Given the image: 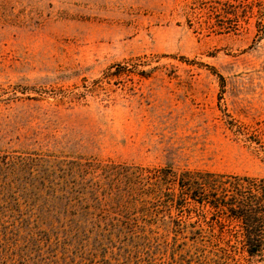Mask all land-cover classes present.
I'll return each mask as SVG.
<instances>
[{
  "label": "rangeland",
  "instance_id": "1",
  "mask_svg": "<svg viewBox=\"0 0 264 264\" xmlns=\"http://www.w3.org/2000/svg\"><path fill=\"white\" fill-rule=\"evenodd\" d=\"M167 163L264 176V0H0V264L168 262L100 179Z\"/></svg>",
  "mask_w": 264,
  "mask_h": 264
},
{
  "label": "trees",
  "instance_id": "2",
  "mask_svg": "<svg viewBox=\"0 0 264 264\" xmlns=\"http://www.w3.org/2000/svg\"><path fill=\"white\" fill-rule=\"evenodd\" d=\"M100 179L109 189L104 200L137 209L141 231L156 226L170 237V257L160 264H243L244 255L264 256V176L179 172L167 163L118 165Z\"/></svg>",
  "mask_w": 264,
  "mask_h": 264
}]
</instances>
